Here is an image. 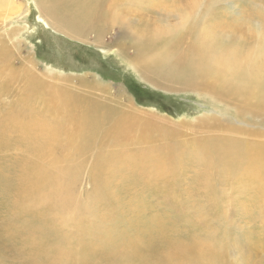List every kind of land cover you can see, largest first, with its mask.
Instances as JSON below:
<instances>
[{
    "label": "rangeland",
    "instance_id": "obj_1",
    "mask_svg": "<svg viewBox=\"0 0 264 264\" xmlns=\"http://www.w3.org/2000/svg\"><path fill=\"white\" fill-rule=\"evenodd\" d=\"M129 1L106 0L102 4L105 33L99 36L95 29L71 34L68 26L58 27L53 17L41 10L38 0H0V44L7 43L13 66L19 68L24 61L53 87L73 90L85 78L107 87L106 93L100 87H83L85 96L100 100L98 95H103L100 102L112 98V106L127 103L155 118L152 144L162 147L163 153H178L176 176L170 184L148 192L142 198L145 202L137 207L132 206L134 194L123 190V206L120 208L121 202L113 198L111 203L119 210L110 206L111 210L104 207L86 171L71 197L75 204L56 212L47 208L50 223L40 229L38 222H31L32 228L26 223L31 218L27 213L38 208L39 193L32 190L19 199L9 193L13 204L6 200L0 210V233L8 239L1 256L15 264H48L51 258L64 264H120L129 261L133 253V225L138 226L143 219L138 212L146 210L150 218L156 214L170 216L163 231L166 237L175 229L172 234L179 236L178 241L199 244L206 238L213 240L216 232L223 260L229 264H264V163L254 160L264 153V98L234 89L231 78L222 76L212 64L182 70L193 73L191 82L156 71L152 64L157 51L149 46L150 40L167 39L169 46L173 43L167 64L170 70L187 62L198 38L209 47L207 35L217 53L238 49L254 56L264 43V0ZM114 8L129 17L121 28L113 22ZM238 66L248 65L241 60ZM7 97L1 99H12ZM155 124L161 128L155 129ZM4 162L0 157V165ZM45 202L51 204L48 199ZM110 210L112 213L106 215ZM133 212H137L138 223L133 222ZM112 225L126 230L110 240L106 232ZM194 227L195 242L186 239ZM41 232L49 239L44 238L48 248L36 246ZM28 233L35 237H28ZM134 234L143 238L144 244H150L157 235L150 221L134 229Z\"/></svg>",
    "mask_w": 264,
    "mask_h": 264
},
{
    "label": "bare ground",
    "instance_id": "obj_2",
    "mask_svg": "<svg viewBox=\"0 0 264 264\" xmlns=\"http://www.w3.org/2000/svg\"><path fill=\"white\" fill-rule=\"evenodd\" d=\"M38 1L41 10L46 15L52 16L58 27L64 29L68 26L67 31L71 34L72 31L87 34L90 29H95L99 36L105 33L102 28L104 23L102 4L104 5L106 0ZM112 18L121 28L124 19L129 17L123 10L114 8ZM208 36L204 37L209 47L203 39L198 38L197 46L187 62L184 65L176 64L171 70L167 68V64L173 53L171 47L173 43L169 46L167 39L160 42L150 40L149 46L157 51L152 64L153 69L191 82L193 73L182 70H197L212 64L222 76L231 78L234 89L260 99L264 98V43H261L254 56L244 54L238 49H226L217 53L211 42V36ZM11 55L7 43L1 42L0 157L7 162L0 165V207L2 208L0 210L5 208L6 200L9 201V205L13 204L12 197L8 196L9 193L19 199L26 192L36 190L39 193L36 197L39 199L36 204L38 208H33L27 213L31 218L26 223L32 228L31 222H38L40 229L50 223L47 219L49 216L47 208L56 212L58 208L75 204V200L71 197L76 192L77 182L85 177L86 171L88 179H92L96 194L103 199L104 207L112 206L117 210L119 208H116L111 200L114 198V201H120L121 208L124 204L121 194L123 190L129 189V192L134 194L132 206L137 207L145 202L142 198L148 192L161 188L176 176L178 169L175 161L178 153L170 155L161 152L162 147L159 149L157 145L153 146L151 125L155 118L147 112L139 111L134 105L126 106L127 103H122L124 106H112L114 104L112 98L100 102L105 98V96L101 97L103 95H98L100 100L97 97L85 96L87 91L83 87L88 90L100 87L103 93H106L107 89L104 84L88 81L85 78H82L81 85L73 90L68 87L65 89L62 85L59 86L60 88L53 87L42 78L41 74L29 68V65L25 66L23 60L21 67L13 66ZM141 55L140 53L138 57ZM241 60L248 65L246 68L238 66ZM2 96H12V99L4 100L1 99ZM128 101L131 102L129 99ZM159 128L161 126L155 124V129ZM210 149L206 148L207 151ZM260 157L258 156L259 159L255 157L254 160H258L263 165L264 153ZM166 174L167 177L163 180L162 177ZM174 188L172 183V192ZM45 199L50 200L51 204H46ZM146 209L153 212L149 207ZM111 210L106 215H110ZM138 213L143 219L138 223L137 212H133V222L138 223V226L133 225V253L128 257L129 261L125 260L120 264H229L222 258V247H219L216 232L213 240L204 238L205 241L199 244L183 243L178 241L179 236L172 234L175 229L167 234V237L163 235L165 223L170 216L156 214L150 218V212L146 210H140ZM148 221L155 226L157 235L153 236L150 244H144L143 238L134 234V229L142 228ZM117 222L120 223V220ZM195 227L186 238L194 242L195 239L197 240ZM34 229L38 234L39 231L35 227ZM107 229L109 230L106 233L109 234L110 240L120 237L126 230L121 228V225H112ZM1 231L3 232L2 228ZM41 235L42 239L37 238L36 246L48 248L49 243L44 245L46 237H43L42 232ZM28 237H35V234L28 233ZM46 239L48 242L49 239ZM29 241L33 243L34 240ZM7 244L8 239L3 238V234L0 233V261H4V264H15L5 259V256H1V251ZM161 247L170 249L168 251L158 249ZM49 260L48 264H64L53 258L51 262Z\"/></svg>",
    "mask_w": 264,
    "mask_h": 264
}]
</instances>
